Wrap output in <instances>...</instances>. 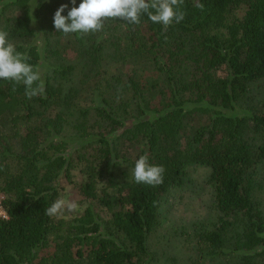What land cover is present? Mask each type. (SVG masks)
I'll use <instances>...</instances> for the list:
<instances>
[{"label": "trees", "instance_id": "1", "mask_svg": "<svg viewBox=\"0 0 264 264\" xmlns=\"http://www.w3.org/2000/svg\"><path fill=\"white\" fill-rule=\"evenodd\" d=\"M42 8L0 0V29L44 81L29 99L0 79V264H148L164 200L197 168L208 171L215 216L195 233V254L264 264V100L253 94L264 0H184V19L167 29L146 16L108 19L65 41L41 24ZM140 155L164 167L162 183L115 177L121 159L134 167ZM66 191L78 208L47 215Z\"/></svg>", "mask_w": 264, "mask_h": 264}, {"label": "clouds", "instance_id": "2", "mask_svg": "<svg viewBox=\"0 0 264 264\" xmlns=\"http://www.w3.org/2000/svg\"><path fill=\"white\" fill-rule=\"evenodd\" d=\"M184 0H71L72 7L61 4L54 12L53 25L56 31L65 35L70 33H95L104 27L108 19H120L128 24H139L141 17L146 16L152 23L163 25L167 29L173 22L179 23L185 13L180 10ZM202 10L204 5L196 3ZM68 8L67 14L62 15ZM29 57L17 50L9 41L8 33L0 29V79L12 81L25 86V96L31 99L44 91L41 72L28 63ZM13 90L14 87H13ZM132 178L137 184L156 186L163 182L164 167L149 162L147 155H140L134 162ZM78 205L74 201L57 199L46 209L49 216H57L65 209L75 210Z\"/></svg>", "mask_w": 264, "mask_h": 264}, {"label": "rangeland", "instance_id": "3", "mask_svg": "<svg viewBox=\"0 0 264 264\" xmlns=\"http://www.w3.org/2000/svg\"><path fill=\"white\" fill-rule=\"evenodd\" d=\"M67 1L43 0L42 10L44 14L39 20L49 30L51 35L60 39L63 33L56 31L54 28L53 15L55 10L61 4H66ZM79 3L80 1L76 3V6ZM62 15H65V12ZM65 39L63 37L61 41H65ZM67 51V61L77 58L71 49ZM194 59L193 56L192 61ZM193 65L196 67L198 64L193 61ZM253 87L256 103L264 100V79L254 84ZM87 95L88 93L86 92L83 97H87ZM127 146L120 145L121 158H133L135 155L136 149H130L129 145ZM132 168L129 163L121 159V164L115 167L113 172L115 177L129 180L132 178ZM207 173L208 171L204 168L191 170L192 185L190 184L185 189L171 191L170 195L164 200L161 223L148 238V246L152 256L148 264H205L195 254L194 236L197 231L209 228L215 216L212 188L210 184L204 181ZM65 195L68 196L64 198L65 201H72L74 198L67 191ZM66 211L68 212L69 210L65 209L63 213ZM68 214L70 213L68 212Z\"/></svg>", "mask_w": 264, "mask_h": 264}, {"label": "built area", "instance_id": "4", "mask_svg": "<svg viewBox=\"0 0 264 264\" xmlns=\"http://www.w3.org/2000/svg\"><path fill=\"white\" fill-rule=\"evenodd\" d=\"M6 211L2 205V197L0 196V218H6Z\"/></svg>", "mask_w": 264, "mask_h": 264}]
</instances>
